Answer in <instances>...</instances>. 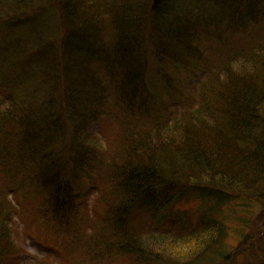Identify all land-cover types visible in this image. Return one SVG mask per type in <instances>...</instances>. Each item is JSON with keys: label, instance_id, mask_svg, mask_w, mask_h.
<instances>
[{"label": "trees", "instance_id": "1", "mask_svg": "<svg viewBox=\"0 0 264 264\" xmlns=\"http://www.w3.org/2000/svg\"><path fill=\"white\" fill-rule=\"evenodd\" d=\"M60 2L71 27L62 43L39 42L26 49L27 62L0 67V169L18 185L11 187L13 200L20 190L42 198L45 221L68 241L79 232L73 226L81 193L72 186L85 177L90 189H102L95 214L98 203L106 209L91 235L98 242L92 258L264 264L263 234L241 235L234 247L229 241L233 222L244 233L254 206L264 207V0ZM221 22L232 29L250 23L258 37L238 36L248 37L242 52L234 51L241 59H233L224 80L211 82L216 86L202 82L195 106L180 115L167 111L149 80L145 85L147 66L155 59L187 68L192 38L217 35ZM31 59L36 63L28 66ZM141 101L139 113L130 110ZM127 111L147 127L140 129L135 118L128 123ZM112 118L122 131L117 145L109 138L102 151L90 137ZM5 189L0 264H7L13 245ZM190 199L199 202L194 220L176 212Z\"/></svg>", "mask_w": 264, "mask_h": 264}, {"label": "rangeland", "instance_id": "2", "mask_svg": "<svg viewBox=\"0 0 264 264\" xmlns=\"http://www.w3.org/2000/svg\"><path fill=\"white\" fill-rule=\"evenodd\" d=\"M20 3H22V6ZM229 24L228 22H221L218 25V34L215 36L205 34L202 35L200 41L192 38L191 58L185 62L187 68L176 69V66L170 60H166L161 64V61L155 59L151 62L153 65L147 66L145 85H149V80L153 91L161 94V97H156L153 93V98L157 100L159 98V102L166 103L168 105L167 111L180 115L184 107L190 106L192 108L195 106L194 103L198 102V97L202 90V82L209 83L210 87L216 86L215 83L211 84V82H218V79L224 80L226 70L227 68L229 70L233 59L235 57H237V61L241 59L240 55L234 51L239 50V52H242L240 49L248 43V37L246 35L245 37L238 36L251 32L249 35L258 37L257 29H254L250 23V25L248 24L249 26L247 25V27L242 29L226 27ZM70 29L71 27L66 23L65 11L60 0H0V67L2 69L5 67L4 71H7L12 68V64H16L20 60L23 63L24 61L27 62V59H30L28 56L25 57L27 48L33 47L34 49L39 42L40 44L41 42H54L57 44V41L62 43ZM142 31L145 34L146 30L144 28ZM104 33L108 35L111 31H108V28L105 27ZM210 38H214V41H211ZM173 49L175 50L174 53L177 54L176 51L179 49L176 45L173 46ZM184 51L187 52L185 54L189 57L188 46ZM231 54L232 56L230 57ZM178 56L186 57L184 53ZM35 63L36 60L31 59L28 62V66ZM34 68L36 67L33 66ZM175 91L176 93H169ZM127 100H129V96ZM143 105L144 101H141L138 106L132 105L129 107H132L130 110L139 113ZM124 116L127 117L126 121L131 124L134 118V123L137 124L140 122L139 119H141V117H134L128 111ZM118 118L121 119L120 116ZM113 120V118L105 119L102 127L100 126L101 133L98 131L100 127L97 125L95 133H92L90 137L91 143L93 142L102 151L106 150V140L109 138L112 139L113 145L118 143L119 139L116 135L119 131H122L123 123L113 122ZM145 124L144 121L140 122V129H145L147 127ZM5 174L0 169V190L2 192L4 191L3 188H6L7 204L11 210V222L8 229L13 245H10L12 252L10 254L7 253V264L127 263L126 258L122 259L114 255L92 258L95 245L98 242L92 239L93 236L91 235H94V230L106 218V209L98 203L100 207L96 208L98 213L95 214L93 206L97 205L102 189L101 191L99 187L90 189L88 184L90 181H87V178L76 179L72 186L81 193L78 198H75L77 199V209L74 213L77 214V221L75 220L77 223L73 226L79 229L78 237L73 236L68 238V241L63 240L64 242H61L59 237L53 233L54 228L50 221L47 223L44 219L42 198L32 197L26 190H20L19 196H17L18 199L13 200L11 187L14 186L11 184L15 180H12L10 176V178L6 177ZM92 174L94 180L98 181L100 179L98 172H93ZM254 207L252 214L250 213L249 215V218L252 219L249 230L244 233H237L235 230L240 231L241 226L237 225L238 223L236 222L232 223L229 241L233 247L239 245L241 235L263 234L264 236V207ZM198 209L199 202L197 199L183 200L176 206L178 214L193 220L197 219ZM138 214L137 219L143 221Z\"/></svg>", "mask_w": 264, "mask_h": 264}]
</instances>
